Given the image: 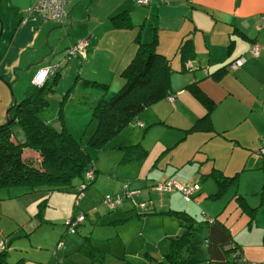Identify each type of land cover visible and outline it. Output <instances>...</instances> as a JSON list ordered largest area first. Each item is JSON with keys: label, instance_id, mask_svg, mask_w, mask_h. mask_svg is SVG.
Instances as JSON below:
<instances>
[{"label": "crops", "instance_id": "crops-1", "mask_svg": "<svg viewBox=\"0 0 264 264\" xmlns=\"http://www.w3.org/2000/svg\"><path fill=\"white\" fill-rule=\"evenodd\" d=\"M38 1L0 0V30L3 29L0 34V126L6 124L8 110L15 101L6 85L27 96L34 88L37 72L59 63L68 48L82 41L88 43V58L86 63L78 61L80 67L85 65L78 68L77 76L84 77L81 79L86 86L98 80L108 85L107 90L100 91L102 97L90 94L87 108L92 110L100 99H111L107 91L112 88L115 92L125 84L120 74L139 49L137 36H141L143 43H149L156 32L157 50L169 60L172 69L170 93L133 122H142L145 128L150 125L166 128L167 125L177 131V146L182 142L188 146L191 142L189 149L194 147L193 153L178 161L172 154L170 163L162 167L170 171L168 179L175 180L166 182L188 186L192 179L201 184L192 200L195 198L200 206L210 205L206 207L213 219L207 227L209 261L227 262L224 246L232 244L240 247L243 259L254 262L236 232L249 229L250 238L254 239L253 224L264 209L257 211L259 205H254L260 200L264 206V156H259L262 149L258 155L255 152L259 139L264 137V27L259 29L264 0H152L145 8L139 7L136 0H72L63 26L30 12ZM187 44L186 53L182 47ZM254 44L261 48L258 57L250 54ZM242 56L246 63L240 69L215 75ZM195 84L205 94L206 102L211 100L216 104L210 114L213 131L195 129L208 113L204 99L196 98L188 89ZM171 96L175 97L173 103L168 100ZM77 128L84 129L82 125ZM121 142L116 150L128 148L124 139ZM172 144L164 151L176 146ZM147 153L144 149L141 154ZM26 155L36 159L39 154L28 150ZM117 157L116 154L114 158ZM223 179L226 185L222 189L218 181ZM129 180V190L143 184L138 175ZM205 187H210L209 191ZM261 188V198H258ZM174 192L170 194L171 208L161 214L173 215L178 221L183 216L185 222L189 221L181 224V229L184 227L183 234L190 229L194 231L192 242L199 228L197 221L189 214L192 210L188 205L181 202L180 191ZM232 201L235 206L231 205ZM151 209L152 215L157 214L155 204ZM227 211L233 221L242 220V227L234 229V222L226 221ZM170 228H175L173 222ZM181 236H170L168 241L172 243ZM191 242L180 251L178 258Z\"/></svg>", "mask_w": 264, "mask_h": 264}, {"label": "rangeland", "instance_id": "rangeland-1", "mask_svg": "<svg viewBox=\"0 0 264 264\" xmlns=\"http://www.w3.org/2000/svg\"><path fill=\"white\" fill-rule=\"evenodd\" d=\"M0 24L2 27L1 21ZM2 32L3 29L0 34ZM72 61L59 69L56 91L47 93L50 108L44 112V116L58 131H62L64 124L88 149L93 160L88 164V169L94 172L96 180L83 192L81 198L78 193L82 179L78 186L67 192L48 191L43 188L33 193L26 187L0 188V242L5 244L4 260L9 264H17L20 260H23L22 264H175L167 258L168 247L172 244L168 237L183 235L184 227L181 229V224L189 221L185 222L182 217L178 221L173 215L170 217L161 214L171 208L172 191L160 192L155 188L166 183V180H174L168 179L170 171L163 170L164 164L170 163L172 154H175L173 157L178 161L193 153L194 147L189 149L190 141L189 144L186 143L188 146L182 145L183 142L177 146V131L167 125L166 128L160 125L145 128L136 122L129 124L103 150L97 151L89 147L88 142L97 124L91 108H87V105L90 94L102 97V90L96 84L84 85L81 74L77 76V71L86 62L80 67L78 60ZM99 82L105 83L98 80L97 83ZM6 88L18 103L26 97L14 92L9 85ZM120 89L112 92L111 88L106 94L112 98ZM31 90L33 92L34 88ZM161 110L164 111L163 108ZM141 114H147V109ZM78 125H82L84 129L79 131ZM76 131H79L78 134ZM13 133L19 143L25 141V134L20 126L14 125ZM122 139L125 140V146L129 145L128 148L123 151L119 148L116 150L115 147L123 143ZM170 143L176 146L164 151ZM256 148V154L262 149L259 156H264V137L259 139ZM144 149L148 151L147 155L141 154ZM116 154L118 157L114 158ZM25 159L33 164L35 158L26 156ZM95 170L98 172L95 173ZM86 174L84 172V176ZM137 175L141 177L143 184L132 187L129 191H141V195L131 198L123 190L125 185H129V177ZM195 182L189 180L188 186ZM199 185L201 188V184ZM209 189L210 187H205V191ZM262 189L256 195L258 198H261ZM178 194L181 195V202L192 210L189 214L196 219L199 227L191 246L182 251L179 260L182 264H217L210 262L208 257L207 227L213 219L206 207L210 205L200 206L195 198L186 203L183 200L184 195L180 192ZM108 197L119 201V204L112 208L107 202ZM254 203L259 205L257 211L264 208L260 200ZM142 204H146V207L143 208ZM153 204L156 205L157 214L152 215ZM231 205L235 206L234 201ZM219 210L222 211L223 207ZM81 215L85 216V221L71 234L68 222ZM228 215L227 211L224 215L226 221L230 224L234 222V229L242 227V220L233 221ZM258 220L254 219V239L251 240L249 229L236 232L254 262L244 259L236 263L235 254L230 253L227 254L228 261L222 264H264V209ZM172 222L175 228H170ZM175 231H179L178 234H174ZM227 248L230 245L224 246V250Z\"/></svg>", "mask_w": 264, "mask_h": 264}, {"label": "trees", "instance_id": "trees-1", "mask_svg": "<svg viewBox=\"0 0 264 264\" xmlns=\"http://www.w3.org/2000/svg\"><path fill=\"white\" fill-rule=\"evenodd\" d=\"M136 42L139 49L121 74L125 82L122 89L111 99H100L93 106L92 116L97 127L88 146L97 151L106 148L129 124L138 119L143 111L169 96L172 69L169 60L157 50L156 32L149 43H143L140 35L137 36ZM182 48L187 53L189 45ZM231 65L230 63L224 66L215 75L220 71V74L228 72ZM59 76L58 69L54 75L51 74L45 84L40 87L34 86V91L12 109V122L0 126V188L26 187L33 193L43 188L48 191L67 192L78 186L80 179L83 182L84 172L91 171L88 164L93 160L88 149L64 124L62 131H58L44 116V112L50 108L47 93L56 91ZM90 84H96L101 90L108 89V85L101 83L89 82ZM188 89L202 101L206 97L197 84L188 86ZM204 104L208 113L198 121L195 129L213 131L210 114L216 104L211 100L206 102V99ZM14 125L20 126L24 131V142L19 143L14 139ZM28 150L39 154L38 159H33V164L25 159ZM97 172L95 170V173ZM95 180L96 176L88 188ZM218 183L222 189L226 185L224 179ZM182 218L185 219L183 216ZM193 235L194 231L190 229L180 238L173 240L167 258L171 261L174 258L173 263L182 264L178 258L180 251L189 246ZM225 252L234 253L236 263L244 260L238 246L231 244ZM5 253L6 251L0 253V264H9L4 260ZM21 261L23 260L17 264H22Z\"/></svg>", "mask_w": 264, "mask_h": 264}, {"label": "built area", "instance_id": "built-area-1", "mask_svg": "<svg viewBox=\"0 0 264 264\" xmlns=\"http://www.w3.org/2000/svg\"><path fill=\"white\" fill-rule=\"evenodd\" d=\"M72 0H39L30 12H36L40 14L45 20L51 21L55 24L60 26L64 25V20L68 17V10L67 6L70 4ZM152 0H136V3L139 6L148 7L151 5ZM264 27V16L262 18L261 28ZM88 43L86 41L79 42L66 51V56L57 64L53 66H49L47 68L40 69L33 79V86L40 87L46 83V81L50 78L51 74H55L58 69L64 68L67 64H69L72 60H78L81 63L85 62L88 58V51H87ZM261 48L258 44H254V46L250 50V54L254 57H258L260 55ZM246 63V58L241 57L237 59L232 65L230 66L231 70H238ZM189 68H193L192 64H188ZM168 100L173 103L175 100L174 96L168 98ZM139 126H143L142 122H138ZM95 178V174L92 171L87 172L85 175L83 182L79 185V197L81 198L83 192L88 188L89 183ZM157 191L164 192V191H180L184 194L185 199L187 202L192 200V196L200 189V185L198 183H194L192 186H183L179 185V183H172L166 182L164 184H159L156 188ZM124 193L128 197H135L141 195L140 191H132L130 192L128 189V185L124 187ZM107 202L111 205L112 208H115L119 201H114L112 197H108ZM143 208L146 207V204L141 205ZM85 221V216L81 215L77 219H72L68 222V226L70 228V233L74 234L76 229L81 223ZM5 244L0 242V253L5 251Z\"/></svg>", "mask_w": 264, "mask_h": 264}, {"label": "water", "instance_id": "water-1", "mask_svg": "<svg viewBox=\"0 0 264 264\" xmlns=\"http://www.w3.org/2000/svg\"><path fill=\"white\" fill-rule=\"evenodd\" d=\"M17 105H18V102H17V100L15 99L13 107H12L10 110H8V113H7V120H8L7 123H8V124L12 122V118H11V116H10L11 110L14 109Z\"/></svg>", "mask_w": 264, "mask_h": 264}]
</instances>
